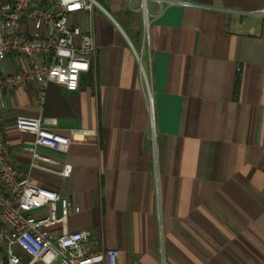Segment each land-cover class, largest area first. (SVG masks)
Returning a JSON list of instances; mask_svg holds the SVG:
<instances>
[{
    "label": "crops",
    "instance_id": "obj_1",
    "mask_svg": "<svg viewBox=\"0 0 264 264\" xmlns=\"http://www.w3.org/2000/svg\"><path fill=\"white\" fill-rule=\"evenodd\" d=\"M99 1L109 16L93 11L97 51L78 90L51 84L39 101L29 85L2 100L20 176L80 208L50 230H87L118 264H264V16L251 13L264 0H147L148 42L140 0ZM19 115L69 138L65 154L38 149L70 164L68 179L30 167Z\"/></svg>",
    "mask_w": 264,
    "mask_h": 264
},
{
    "label": "built area",
    "instance_id": "obj_2",
    "mask_svg": "<svg viewBox=\"0 0 264 264\" xmlns=\"http://www.w3.org/2000/svg\"><path fill=\"white\" fill-rule=\"evenodd\" d=\"M146 1L140 0L139 10L144 40L148 42ZM152 1L162 7L192 5L178 0ZM95 9L109 16L97 0H0V247L4 264H118L119 250L97 248L87 230L60 234L50 230L79 213L80 208L55 191L20 176L10 159L1 118L4 95L18 88L34 86L39 101L51 84L70 93L78 90L80 76L89 71L97 51ZM251 13L264 16V9ZM135 57L143 73L136 53ZM8 58L15 63L10 73L1 70ZM143 80L153 129V98L144 73ZM54 124L53 119L24 115L15 118L16 129L33 137L31 144L22 148L30 154V167L66 180L72 166L38 150L60 154L68 151L69 138L52 131ZM40 210L45 212L44 217L35 215Z\"/></svg>",
    "mask_w": 264,
    "mask_h": 264
},
{
    "label": "rangeland",
    "instance_id": "obj_3",
    "mask_svg": "<svg viewBox=\"0 0 264 264\" xmlns=\"http://www.w3.org/2000/svg\"><path fill=\"white\" fill-rule=\"evenodd\" d=\"M99 1V0H98ZM100 2V1H99ZM138 57H139V59L141 60V53L139 52L138 54ZM141 62V61H140ZM141 63H143V64H141V67H142V71H143V73L145 74V76L147 77V72H146V69L144 68V62L142 61ZM143 73L141 72V70H139V74H140V78L142 79V82H144V80H143Z\"/></svg>",
    "mask_w": 264,
    "mask_h": 264
}]
</instances>
